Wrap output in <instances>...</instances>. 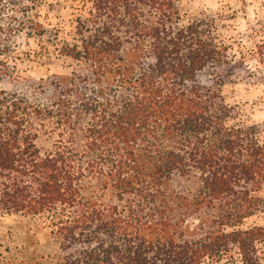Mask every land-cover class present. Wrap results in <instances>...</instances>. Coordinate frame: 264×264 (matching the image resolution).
<instances>
[{
    "label": "trees",
    "instance_id": "obj_1",
    "mask_svg": "<svg viewBox=\"0 0 264 264\" xmlns=\"http://www.w3.org/2000/svg\"><path fill=\"white\" fill-rule=\"evenodd\" d=\"M84 2L78 42L63 51L88 72L42 86L44 105L0 99L1 207L55 212L67 264H203L235 253L260 264L263 228L238 225L257 206L264 144L228 124L225 49L200 22L180 24L179 0ZM38 117L59 129L46 152ZM202 210L203 232L189 235Z\"/></svg>",
    "mask_w": 264,
    "mask_h": 264
},
{
    "label": "rangeland",
    "instance_id": "obj_2",
    "mask_svg": "<svg viewBox=\"0 0 264 264\" xmlns=\"http://www.w3.org/2000/svg\"><path fill=\"white\" fill-rule=\"evenodd\" d=\"M178 6L180 24L200 22L226 51L231 73L222 95L232 112L228 124L248 128V139L264 144V0H179ZM89 8L84 0H0V61L5 64L0 99L14 94L44 105L51 94L42 86L53 89L50 84L59 77L88 72L63 50L77 44V16ZM35 121L42 122L36 143L43 152L52 150L59 129L50 120ZM175 186L189 188L190 183ZM254 188L257 206L241 211L246 217L238 226L264 230V182ZM206 216L204 210L192 212L189 235L203 232L200 224ZM55 224L53 211L33 216L0 205V264H67L70 251L63 248ZM259 247L264 264V241ZM203 264L243 263L235 253L207 258Z\"/></svg>",
    "mask_w": 264,
    "mask_h": 264
}]
</instances>
